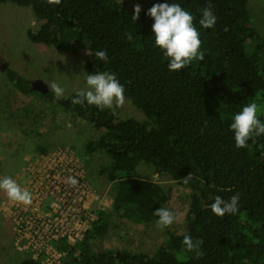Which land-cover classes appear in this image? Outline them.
Segmentation results:
<instances>
[{
	"label": "trees",
	"instance_id": "16d2710c",
	"mask_svg": "<svg viewBox=\"0 0 264 264\" xmlns=\"http://www.w3.org/2000/svg\"><path fill=\"white\" fill-rule=\"evenodd\" d=\"M7 1L31 8L38 21L36 30L26 32L31 42L84 57L87 72L115 73L126 99L145 115L143 120L123 119L111 108L72 104L76 92L69 94L65 107L100 130L85 144V152L110 158L97 173L111 184V204L80 242L57 245L64 252L62 264H264V136L238 149L229 130L231 114L252 102L264 120V38L255 30L248 0H175L193 14L204 52V60H194L179 72H170L167 58L153 46L154 21L146 14L164 0L142 8L135 22L134 7L116 0H62L55 7L46 0L0 4ZM206 7L217 21L205 30L198 22ZM105 49L107 63L94 55ZM5 75L17 91L43 95L15 70L8 68ZM43 96L56 101L51 91ZM140 162L190 188L186 230L169 232L154 252L93 250V240L109 230L110 214L149 224L156 220L153 211L167 205L162 187L136 171ZM13 167L11 174L18 165ZM189 174L192 180L185 183ZM236 193V214L212 213L216 196L227 200ZM186 233L199 241L197 250H184ZM15 264L41 263L27 256Z\"/></svg>",
	"mask_w": 264,
	"mask_h": 264
},
{
	"label": "rangeland",
	"instance_id": "374dc122",
	"mask_svg": "<svg viewBox=\"0 0 264 264\" xmlns=\"http://www.w3.org/2000/svg\"><path fill=\"white\" fill-rule=\"evenodd\" d=\"M116 1L127 7L139 4L142 9L154 0ZM247 7L255 30L264 38V0H248ZM37 26L38 21L30 7L9 1L0 4V176H11L17 182L25 183L24 170L29 158L52 152L58 147L67 148L83 163L89 183L100 194L105 210H109L111 184L97 172L99 166L109 164L110 158L99 151L85 152V144L94 140L100 130L65 107L69 94L84 88L85 77L92 72L83 69L85 58L82 56L31 42L26 32L28 29L36 30ZM8 68L20 73L29 84L36 79L48 86L46 81L60 82L66 89L65 99L55 103L44 97L45 94L17 91L6 78ZM111 109L123 119H145L143 112L127 99L122 107ZM13 164L18 167L11 174L9 170H14ZM136 171L150 176L167 193L166 206L175 211L177 221L160 231L155 222L138 224L112 213L107 234L93 240V250L154 252L168 239L169 232L183 233L186 230L190 188L166 174L156 173L149 163L140 162ZM5 198L6 194L0 191V264H15L27 257V253L15 248L11 220L4 210Z\"/></svg>",
	"mask_w": 264,
	"mask_h": 264
},
{
	"label": "clouds",
	"instance_id": "9594fccd",
	"mask_svg": "<svg viewBox=\"0 0 264 264\" xmlns=\"http://www.w3.org/2000/svg\"><path fill=\"white\" fill-rule=\"evenodd\" d=\"M49 6L55 7L62 3V0H46ZM141 7L135 5L131 20L135 22L139 18ZM153 19L151 25L152 36L154 37V47H157L167 58V67L170 72H179L189 66L194 60H204V52L201 50L200 30L194 23V16L181 3L175 0H164L162 3H155L146 13ZM217 17L211 7L200 10V29H212L215 27ZM128 40L133 36L129 34ZM95 58L103 62H108L107 50L95 52ZM54 94L56 101L65 99V87L56 80L46 81ZM71 103L76 105L95 106L101 111L105 108L122 107L126 103L125 87L111 71H100L87 74L85 77V87L76 91L71 97ZM260 111L257 103L252 102L243 106L239 111L231 114L229 130L233 134L235 147L244 149L249 146V141L253 137L264 136V120L260 118ZM185 183L192 180L189 174L184 179ZM69 185H76L74 177H68ZM0 191L4 192L7 198L15 203L29 206L33 202V193L22 187L11 176H0ZM240 206V194L236 193L225 200L221 196H216L210 203L211 211L214 215L224 217L234 215ZM156 217L155 226L163 231L171 227L177 221V214L167 206L160 207L153 211ZM182 245L187 252H193L199 248V241L194 242L191 234L183 236Z\"/></svg>",
	"mask_w": 264,
	"mask_h": 264
},
{
	"label": "built area",
	"instance_id": "2783aa9c",
	"mask_svg": "<svg viewBox=\"0 0 264 264\" xmlns=\"http://www.w3.org/2000/svg\"><path fill=\"white\" fill-rule=\"evenodd\" d=\"M25 183L33 202L24 206L5 198L17 250L41 264H62L64 252L57 245L80 242L105 210L100 194L88 181L83 163L67 148L29 158ZM77 180L67 183L68 177ZM17 180V179H15Z\"/></svg>",
	"mask_w": 264,
	"mask_h": 264
},
{
	"label": "water",
	"instance_id": "95a60500",
	"mask_svg": "<svg viewBox=\"0 0 264 264\" xmlns=\"http://www.w3.org/2000/svg\"><path fill=\"white\" fill-rule=\"evenodd\" d=\"M30 89L37 91L41 94H46L50 90V87L43 81L36 79L30 82ZM67 102L68 100H65V103Z\"/></svg>",
	"mask_w": 264,
	"mask_h": 264
}]
</instances>
